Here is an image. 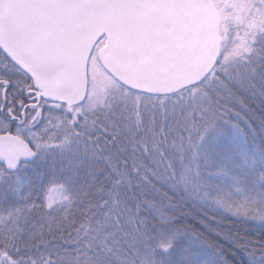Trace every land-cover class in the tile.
<instances>
[{
    "label": "snow or ice",
    "instance_id": "6c2138e0",
    "mask_svg": "<svg viewBox=\"0 0 264 264\" xmlns=\"http://www.w3.org/2000/svg\"><path fill=\"white\" fill-rule=\"evenodd\" d=\"M0 264H264V0H0Z\"/></svg>",
    "mask_w": 264,
    "mask_h": 264
},
{
    "label": "rangeland",
    "instance_id": "374dc122",
    "mask_svg": "<svg viewBox=\"0 0 264 264\" xmlns=\"http://www.w3.org/2000/svg\"><path fill=\"white\" fill-rule=\"evenodd\" d=\"M54 195H58V194H55V193H54Z\"/></svg>",
    "mask_w": 264,
    "mask_h": 264
}]
</instances>
